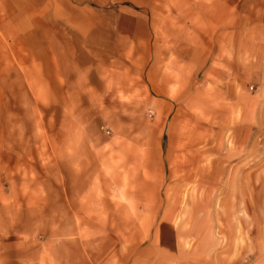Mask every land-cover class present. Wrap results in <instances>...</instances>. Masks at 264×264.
Here are the masks:
<instances>
[{
  "label": "rangeland",
  "instance_id": "obj_1",
  "mask_svg": "<svg viewBox=\"0 0 264 264\" xmlns=\"http://www.w3.org/2000/svg\"><path fill=\"white\" fill-rule=\"evenodd\" d=\"M239 3L240 26L198 27L209 65L174 74L172 105L150 56L136 96L84 115L9 88L41 66L0 4V264H264V0Z\"/></svg>",
  "mask_w": 264,
  "mask_h": 264
},
{
  "label": "crops",
  "instance_id": "obj_2",
  "mask_svg": "<svg viewBox=\"0 0 264 264\" xmlns=\"http://www.w3.org/2000/svg\"><path fill=\"white\" fill-rule=\"evenodd\" d=\"M239 2L0 0L7 11L3 23L16 42H23L24 57L41 66L35 80L29 81L27 74L26 82L18 85L12 79L9 88H50L58 107H88L82 109L84 115L116 94L136 96L137 76H144L151 56L154 104L172 105L174 74L201 73L209 65L208 46L203 45L209 41L208 30L198 27L240 26ZM147 9L153 11L151 19ZM165 9L184 10L185 18L161 17ZM194 40L200 45H192Z\"/></svg>",
  "mask_w": 264,
  "mask_h": 264
}]
</instances>
